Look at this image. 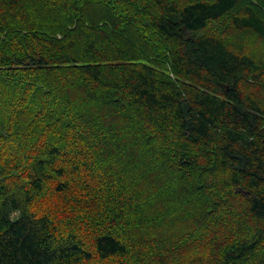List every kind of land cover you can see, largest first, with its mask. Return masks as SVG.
Returning a JSON list of instances; mask_svg holds the SVG:
<instances>
[{
    "label": "trees",
    "instance_id": "1",
    "mask_svg": "<svg viewBox=\"0 0 264 264\" xmlns=\"http://www.w3.org/2000/svg\"><path fill=\"white\" fill-rule=\"evenodd\" d=\"M0 264H264V0H0Z\"/></svg>",
    "mask_w": 264,
    "mask_h": 264
},
{
    "label": "rangeland",
    "instance_id": "2",
    "mask_svg": "<svg viewBox=\"0 0 264 264\" xmlns=\"http://www.w3.org/2000/svg\"><path fill=\"white\" fill-rule=\"evenodd\" d=\"M215 28H213L214 30ZM221 30H224L223 27H221ZM212 31V30H211ZM230 29L227 28L224 31V35L229 34ZM229 38V37H228ZM233 39V38H232ZM55 192V191H54ZM53 191H51V189L47 192L44 193L42 199L40 201L37 202V204L35 205L34 208H39V210H47V211H52L53 213H65L67 210H65V207H63L62 202H60L57 199V196L54 194ZM78 214L77 215H73L72 218L76 219L78 218Z\"/></svg>",
    "mask_w": 264,
    "mask_h": 264
}]
</instances>
